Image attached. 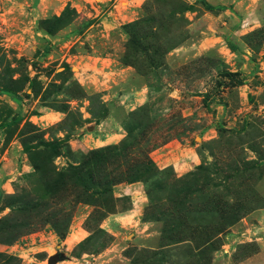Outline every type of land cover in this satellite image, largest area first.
I'll list each match as a JSON object with an SVG mask.
<instances>
[{
    "label": "rangeland",
    "instance_id": "rangeland-1",
    "mask_svg": "<svg viewBox=\"0 0 264 264\" xmlns=\"http://www.w3.org/2000/svg\"><path fill=\"white\" fill-rule=\"evenodd\" d=\"M264 264V0H0V264Z\"/></svg>",
    "mask_w": 264,
    "mask_h": 264
},
{
    "label": "water",
    "instance_id": "water-1",
    "mask_svg": "<svg viewBox=\"0 0 264 264\" xmlns=\"http://www.w3.org/2000/svg\"><path fill=\"white\" fill-rule=\"evenodd\" d=\"M60 261H62V259L59 257V255H53L48 257L47 264H56Z\"/></svg>",
    "mask_w": 264,
    "mask_h": 264
}]
</instances>
